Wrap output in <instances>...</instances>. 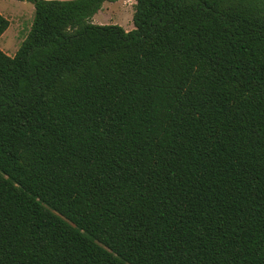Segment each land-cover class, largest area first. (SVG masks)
Wrapping results in <instances>:
<instances>
[{
    "label": "trees",
    "instance_id": "16d2710c",
    "mask_svg": "<svg viewBox=\"0 0 264 264\" xmlns=\"http://www.w3.org/2000/svg\"><path fill=\"white\" fill-rule=\"evenodd\" d=\"M17 1L0 264H264V0Z\"/></svg>",
    "mask_w": 264,
    "mask_h": 264
},
{
    "label": "rangeland",
    "instance_id": "374dc122",
    "mask_svg": "<svg viewBox=\"0 0 264 264\" xmlns=\"http://www.w3.org/2000/svg\"><path fill=\"white\" fill-rule=\"evenodd\" d=\"M133 1L120 0L104 3L102 9L93 17V23L117 25L125 30L131 27L134 29L133 15L136 1ZM0 13L10 22L8 29L0 37V49L10 56H15L30 33L35 7L25 1L0 0Z\"/></svg>",
    "mask_w": 264,
    "mask_h": 264
},
{
    "label": "crops",
    "instance_id": "0c3cea01",
    "mask_svg": "<svg viewBox=\"0 0 264 264\" xmlns=\"http://www.w3.org/2000/svg\"><path fill=\"white\" fill-rule=\"evenodd\" d=\"M131 1H133V0H131ZM133 3H134V1H133ZM132 29H133V27H131V29H129V30L127 29V31H130V30H132Z\"/></svg>",
    "mask_w": 264,
    "mask_h": 264
}]
</instances>
